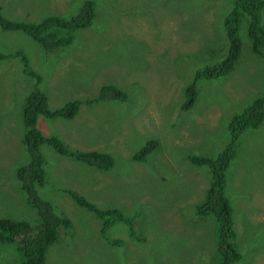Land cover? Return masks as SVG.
I'll return each mask as SVG.
<instances>
[{
    "label": "rangeland",
    "instance_id": "1",
    "mask_svg": "<svg viewBox=\"0 0 264 264\" xmlns=\"http://www.w3.org/2000/svg\"><path fill=\"white\" fill-rule=\"evenodd\" d=\"M80 1L0 0V9L9 20L36 23L68 13ZM93 1V25L76 32L73 44L57 56L23 33L0 30V53L23 51L51 109L82 102L71 120L38 119L41 132L57 136L69 150L99 151L114 159L113 168L102 171L41 145L46 176L38 194L72 223L70 234H61L46 251L43 264H210L214 222L193 213L210 174L190 165L187 156L213 157L221 151L230 118L264 94V61L251 49L246 18L240 22L241 50L231 74L196 83L193 107L180 113L193 71L227 49L219 21L231 1L199 0L189 9L180 7L188 0ZM22 69L19 58L0 61V219L35 226L39 218L16 180L28 157L22 108L36 85ZM104 84L126 92L127 100L85 105ZM150 140L159 146L144 162L132 159ZM226 182L240 264H264V117L259 129L238 139ZM64 190L101 209L117 208L127 217L135 213V232L145 238L135 239L123 223L103 230L100 220ZM0 264H22L15 243L0 244Z\"/></svg>",
    "mask_w": 264,
    "mask_h": 264
},
{
    "label": "trees",
    "instance_id": "2",
    "mask_svg": "<svg viewBox=\"0 0 264 264\" xmlns=\"http://www.w3.org/2000/svg\"><path fill=\"white\" fill-rule=\"evenodd\" d=\"M230 1L231 10L222 20L223 22L219 21L227 38V49L218 59L206 63L202 61L193 74L191 72L192 79L183 90L184 100L180 105V113L189 112L193 107L198 94L196 83L201 80L225 78L226 75L231 74L241 50L238 33L242 17H245L247 21V36L251 49L264 61V0ZM197 5H199V0H188L187 6L180 3V7L184 9ZM95 19L93 0H81L72 11L63 15L43 16L36 23L9 20L0 9V30L23 33L38 43L44 52L57 56L56 52L58 53L73 44L76 32L91 27ZM187 56L185 60L190 62L191 58ZM10 58H19L23 65V74L36 80V85L26 96L22 108L23 128L25 129L22 144L26 147L28 157L25 164L17 170L16 180L21 190L26 194L28 203L36 211L40 222L33 226L24 220L1 218L0 244L15 243L17 250L22 254V264H43L46 251L57 243L61 234L63 236L70 234L72 223L68 217L56 213L53 205L38 194V189L45 184L46 176L44 158L40 150L41 145L46 143L62 157L80 161L102 171L113 168L114 159L111 155L99 151H72L57 136H45L38 128V119L71 120L78 113L82 102L70 100L58 108L51 109L47 96L39 89L41 78L30 69L23 51L18 49L13 53H0V61ZM191 64L193 65V63ZM195 66L197 67L198 64ZM127 96L128 94L123 90L113 85L104 84L99 89L97 96L84 104L124 103ZM263 117L264 94L252 100L243 110L230 118L227 127V142L221 151L213 157L187 156L190 165L206 168L210 174V183L204 198L193 206V213L198 219L212 218L214 222L212 233L215 256L210 264H240L242 261L243 257L237 246V237L233 226L231 202L226 194V171L232 160L235 159L238 139L244 132L259 129ZM158 146L157 141L150 140L134 153L132 159L144 162L146 157ZM64 192L77 206L99 219L103 230L111 228L117 223H123L129 226L131 235L135 239L143 240L145 238L135 232V223L132 222L136 217L135 213L127 217L117 208L101 209L74 191L64 190ZM107 243L116 245L119 242L107 240Z\"/></svg>",
    "mask_w": 264,
    "mask_h": 264
}]
</instances>
